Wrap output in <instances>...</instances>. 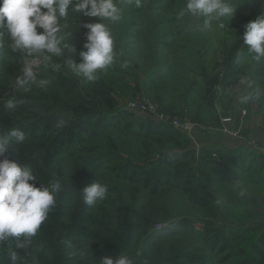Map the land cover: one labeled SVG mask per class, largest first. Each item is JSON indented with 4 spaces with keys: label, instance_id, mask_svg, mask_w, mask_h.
<instances>
[{
    "label": "rangeland",
    "instance_id": "obj_1",
    "mask_svg": "<svg viewBox=\"0 0 264 264\" xmlns=\"http://www.w3.org/2000/svg\"><path fill=\"white\" fill-rule=\"evenodd\" d=\"M116 2L124 9L122 21L112 26L117 60L94 83L75 76L65 58L79 62L87 32L82 25L99 22L98 17L68 10L76 50L53 58L59 70L36 69L37 79L50 84H34L27 93L16 88L21 60L27 57L12 51L7 34L0 37V128L25 134L17 152L6 155L36 170L37 187L54 180L62 185L55 208L31 246L20 250L17 264H100L103 257L119 254L135 264L264 262L259 241L264 235V153L245 140L250 130L264 131V97L238 102L247 90L241 78L264 89V58L256 59L242 39L245 25L264 13V4L234 0L241 5L229 21L201 31L196 26L203 18L177 19L186 0H141L139 8L134 0ZM203 66L206 92L198 73L199 68L203 74ZM14 97L25 102L7 112L4 102ZM140 98L195 122L197 130L188 136L124 109L127 101ZM221 112L233 116L231 128L240 129L245 139L221 130ZM59 119L67 121L65 130L56 127ZM211 129L247 147H235L234 153L224 145L197 144L198 133ZM230 154L239 158L235 166L225 160ZM210 159L223 162L238 179L216 177L206 164ZM93 181L107 185L108 195L88 206L82 187ZM198 185L197 198L205 205L189 200ZM14 243L0 249V264H11Z\"/></svg>",
    "mask_w": 264,
    "mask_h": 264
},
{
    "label": "clouds",
    "instance_id": "obj_2",
    "mask_svg": "<svg viewBox=\"0 0 264 264\" xmlns=\"http://www.w3.org/2000/svg\"><path fill=\"white\" fill-rule=\"evenodd\" d=\"M127 3H133V0H127ZM134 3L137 8L141 7V0H134ZM260 3L264 4V0ZM240 5L234 0H186L185 7L177 13V19L182 20L185 16L198 20L203 18L202 25L196 27L205 31L211 29L214 22L229 21ZM70 8L73 12L99 18V22L82 25L87 32L84 50L79 52V62L65 58L66 53L76 50L71 43L75 30H69L67 22ZM123 15L124 9L116 0H2L0 37L7 34L12 51L27 57L21 60L22 75L16 78V88L27 93L34 84L41 88L50 84L49 80L37 79L36 69L43 65L59 70L61 65L52 63L54 57L65 58L75 76L96 82L117 60L112 26L119 24ZM242 39L256 59L264 58V13L245 25ZM239 84L247 89L238 97L240 104L264 97V89L256 86L251 78L243 77ZM24 102L22 98L8 99L4 102V109L14 112ZM66 123V120L59 119L56 127L63 128ZM24 140L22 130L0 128V249L15 241L9 250L11 264H17L20 250L31 246L32 237L55 208L56 197L62 191L58 180L48 186L40 183L37 187L36 170L8 158L6 154L17 152L16 146ZM107 195V185L98 181L82 187V198L88 206L102 202ZM100 264H135V261L119 254L115 259L103 257Z\"/></svg>",
    "mask_w": 264,
    "mask_h": 264
},
{
    "label": "built area",
    "instance_id": "obj_3",
    "mask_svg": "<svg viewBox=\"0 0 264 264\" xmlns=\"http://www.w3.org/2000/svg\"><path fill=\"white\" fill-rule=\"evenodd\" d=\"M124 109L128 111H133L137 113H141L144 115L150 116L152 119L157 120L161 123H167L172 125L175 128H179L188 136H193L194 132L197 130L198 125L188 119H181L177 116L170 115L162 111L158 105L148 99L140 98L131 101H127L124 105ZM243 115L245 112H242ZM219 122L221 126V130L232 137L244 138V135L240 132V129H232L230 124L233 122V116L221 112L219 115ZM248 145L251 148L261 151L264 153V142H260L258 140L252 138L245 139Z\"/></svg>",
    "mask_w": 264,
    "mask_h": 264
},
{
    "label": "crops",
    "instance_id": "obj_4",
    "mask_svg": "<svg viewBox=\"0 0 264 264\" xmlns=\"http://www.w3.org/2000/svg\"><path fill=\"white\" fill-rule=\"evenodd\" d=\"M164 62L167 63V60H165ZM185 66L187 67L186 64H185ZM203 68H204V66H203ZM198 73H200V76H204V78L201 79V80H202V82L204 84L203 86L205 87L204 91L206 92L208 90V88H207V83H206V78L207 77H206L205 68L203 69V74H201V71L198 68ZM169 75H171V73H169ZM196 81H198V80H193V83L196 84ZM170 82L173 83L174 79L171 80ZM177 84H178V82H176V84H175L176 88H177ZM194 84H192V85H194ZM169 90H171V88H169ZM164 105H165L164 107H166L168 110H171V111L172 110H174V111L176 110L174 107H170V105H167V104H164ZM178 105H180V104H178ZM210 125H212V124H210ZM212 129L210 131H205V132L198 133V135L196 136V143L201 145V146H206V147H217V146H220V145L227 146L228 148H235V147L236 148L237 147L246 148L247 147L246 144L241 142L240 140H238L236 138L234 139V138H230L228 136H224L223 134H221V133H219L217 131H213ZM249 134H248L249 137H251V138H253L255 140H259V141H263L264 142V131H256V130L251 131L250 130Z\"/></svg>",
    "mask_w": 264,
    "mask_h": 264
},
{
    "label": "trees",
    "instance_id": "obj_5",
    "mask_svg": "<svg viewBox=\"0 0 264 264\" xmlns=\"http://www.w3.org/2000/svg\"><path fill=\"white\" fill-rule=\"evenodd\" d=\"M0 3H2V0H0ZM68 123H66L67 125ZM65 125V126H66ZM65 126H64V130H65ZM234 153L235 151H237L236 148H230ZM238 156H236V154H230L228 156H225V160H227L230 164L232 165H236L237 161L239 158H237ZM206 164L208 165V168L211 170V172L218 177L219 179H223V180H231V179H238V174L234 173V172H230L228 167L221 161L219 160H214V159H210L206 162ZM193 193L192 196L189 195V200L191 202L200 204V205H205L206 204V200L205 199H201V198H197L199 193H202V188L201 186H195L193 187ZM206 196V195H204ZM259 241L263 244L264 246V235H261L259 238ZM258 251H261L258 249ZM256 264H264V262L261 261H257Z\"/></svg>",
    "mask_w": 264,
    "mask_h": 264
}]
</instances>
